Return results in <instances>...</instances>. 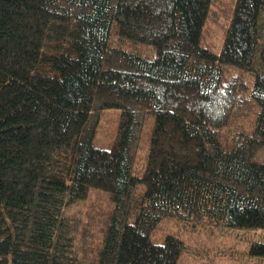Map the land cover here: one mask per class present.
<instances>
[{
	"label": "trees",
	"instance_id": "16d2710c",
	"mask_svg": "<svg viewBox=\"0 0 264 264\" xmlns=\"http://www.w3.org/2000/svg\"><path fill=\"white\" fill-rule=\"evenodd\" d=\"M215 1L0 0V264H181L184 240L151 239L167 217L264 228V0L227 2L218 53ZM92 191L98 222L67 212Z\"/></svg>",
	"mask_w": 264,
	"mask_h": 264
},
{
	"label": "rangeland",
	"instance_id": "374dc122",
	"mask_svg": "<svg viewBox=\"0 0 264 264\" xmlns=\"http://www.w3.org/2000/svg\"><path fill=\"white\" fill-rule=\"evenodd\" d=\"M231 0H216L212 8L217 14L210 15L205 23L202 34L201 44L218 53L221 49L223 30L228 21L227 2ZM215 7H217L215 9ZM119 109L114 107L105 108L100 114L97 133L93 143L100 147H110L116 136L118 127ZM151 123L143 128L141 141L147 143L148 133ZM259 159H264L260 155ZM108 207V199L102 192H90L89 196L78 204L71 205L67 212L76 211L81 219L87 221L89 215L98 222L101 211ZM95 225L92 224V229ZM166 232H173L184 240L188 245V251L181 255V264H247L259 261L258 257L248 255V249L255 240L264 241V228H224L214 230L211 233L193 232L182 225L173 217H167L159 223V227L151 233V239L160 241ZM209 250L205 258H200L202 251ZM243 257L245 259H243Z\"/></svg>",
	"mask_w": 264,
	"mask_h": 264
}]
</instances>
